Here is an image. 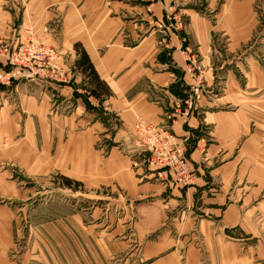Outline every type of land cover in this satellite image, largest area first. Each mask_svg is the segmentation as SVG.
<instances>
[{
	"label": "crops",
	"instance_id": "crops-1",
	"mask_svg": "<svg viewBox=\"0 0 264 264\" xmlns=\"http://www.w3.org/2000/svg\"><path fill=\"white\" fill-rule=\"evenodd\" d=\"M226 2L0 0V37L11 45L29 29L53 43L44 27L56 26L66 75L0 86V264H19L8 255L16 212L2 205L20 198L18 178L112 186L137 202L140 264H264V0ZM76 45L104 85L99 97L76 67ZM185 47L206 72L202 96L180 117L173 106L195 83ZM170 115L179 139L191 138L187 186L167 170L158 178L134 145L139 117L160 126Z\"/></svg>",
	"mask_w": 264,
	"mask_h": 264
},
{
	"label": "rangeland",
	"instance_id": "rangeland-1",
	"mask_svg": "<svg viewBox=\"0 0 264 264\" xmlns=\"http://www.w3.org/2000/svg\"><path fill=\"white\" fill-rule=\"evenodd\" d=\"M170 1L175 3L178 0ZM217 1L225 4L230 0ZM258 11V18L263 22L264 6H258ZM171 17L174 18L173 15ZM44 28L47 32L45 34L53 35L55 39L53 43L46 42L43 35L34 34L31 29L25 31V38L16 46L0 37V60L3 59V62L11 67L8 83L0 80V86L16 87L24 79L57 82L66 78L64 65L59 63L57 37H54L57 28L56 26ZM259 29V33H264V24L260 25ZM74 48L80 53L77 45ZM181 52L195 83L191 90L192 96L184 103L178 102L173 106L172 113H177L176 115L180 117L186 112H189L190 116L194 101L202 96L206 72L194 48L185 47ZM139 120L150 123L143 117H139L136 122ZM175 121L170 115L165 124L160 126L151 124L163 129L166 127L178 145V140L181 141L183 146L179 147L184 150L186 163V144L191 138L179 139L173 129ZM148 135L154 138L153 133ZM133 137L134 145L140 146L146 162L157 168L158 178L162 177L161 171L165 169L154 163L156 158L153 152L137 144L134 132ZM202 142L204 143V140H201ZM203 145L205 144L201 147ZM199 149L204 156L205 148ZM187 168L193 176L190 168L188 166ZM18 179L20 198L2 202V205L5 204L16 212L14 220L19 230L16 236L13 234L15 239L8 250V255L14 262L32 264L30 261L27 263V256L30 254L33 264H126L127 261V264H140L139 256L144 243L140 242L137 229L134 228V222L138 219L134 211L137 202L121 196L122 192H118L112 186L94 187L69 179L67 180L71 185L67 187L59 179H52L46 186H37L26 179ZM174 180L176 184H181L177 182L176 176ZM189 184H192V179ZM36 187L46 189L37 192ZM23 193L28 198L21 197Z\"/></svg>",
	"mask_w": 264,
	"mask_h": 264
},
{
	"label": "built area",
	"instance_id": "built-area-1",
	"mask_svg": "<svg viewBox=\"0 0 264 264\" xmlns=\"http://www.w3.org/2000/svg\"><path fill=\"white\" fill-rule=\"evenodd\" d=\"M134 136L137 144L153 152L158 167L168 170L177 178L179 185L187 186L192 179L185 160L184 150L177 144L175 137L165 127H157L146 121H138L134 124ZM148 133H153L150 138ZM140 147V146H139Z\"/></svg>",
	"mask_w": 264,
	"mask_h": 264
},
{
	"label": "trees",
	"instance_id": "trees-1",
	"mask_svg": "<svg viewBox=\"0 0 264 264\" xmlns=\"http://www.w3.org/2000/svg\"><path fill=\"white\" fill-rule=\"evenodd\" d=\"M81 57L80 60L76 63V67L87 77L90 78V82L94 86L92 93L99 97L100 92H103L104 85L99 81L96 72L93 68V66L90 64L88 57L84 52H80ZM65 184L67 186L71 185V182L69 180H65Z\"/></svg>",
	"mask_w": 264,
	"mask_h": 264
}]
</instances>
